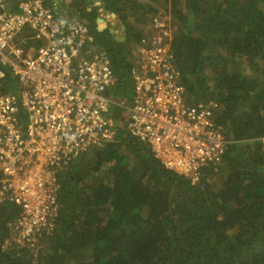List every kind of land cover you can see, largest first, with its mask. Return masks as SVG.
Listing matches in <instances>:
<instances>
[{
	"label": "trees",
	"instance_id": "1",
	"mask_svg": "<svg viewBox=\"0 0 264 264\" xmlns=\"http://www.w3.org/2000/svg\"><path fill=\"white\" fill-rule=\"evenodd\" d=\"M99 1L54 11L78 17L93 36L87 48L107 53L115 75L107 94L125 101L111 107L116 134L58 168V210L35 250L4 246L19 208L0 201V264H264V0ZM107 12L115 17L100 28ZM158 12L172 29L186 103H216L214 120L229 140L222 161L195 182L166 169L126 128L132 53ZM16 43L28 51L45 41L24 28ZM4 70L2 92L18 95L16 76Z\"/></svg>",
	"mask_w": 264,
	"mask_h": 264
},
{
	"label": "built area",
	"instance_id": "2",
	"mask_svg": "<svg viewBox=\"0 0 264 264\" xmlns=\"http://www.w3.org/2000/svg\"><path fill=\"white\" fill-rule=\"evenodd\" d=\"M48 1L16 0L17 10H11L0 0V201L19 208L4 246L31 250L58 210V168L112 140L117 127L111 107L125 105L107 94L115 75L106 52L87 48L93 41L87 25L59 16ZM101 16L106 22L115 14ZM148 27L152 35L132 53L126 128L166 169L195 182L203 167L222 161L229 140L214 120L216 103H186L168 17L155 13ZM24 28L45 44L33 52L22 49L16 38ZM5 67L18 80V95L2 92Z\"/></svg>",
	"mask_w": 264,
	"mask_h": 264
},
{
	"label": "crops",
	"instance_id": "3",
	"mask_svg": "<svg viewBox=\"0 0 264 264\" xmlns=\"http://www.w3.org/2000/svg\"><path fill=\"white\" fill-rule=\"evenodd\" d=\"M69 1L70 0H53V1H48V2H51V5H53V3L55 2V7H53V8H57L58 6H56V4L57 5H63V6H66V4H68L69 3ZM48 2H47V4H48ZM17 3V2H16ZM59 3V4H58ZM94 3L96 4V5H100V1L99 0H94ZM17 5V4H16ZM49 6H51L50 4H48ZM17 7V6H16ZM98 23H99V25H100V22L98 21ZM117 23H119V20L118 19H115L114 20V24H117ZM100 27V26H99ZM123 28V27H122Z\"/></svg>",
	"mask_w": 264,
	"mask_h": 264
},
{
	"label": "rangeland",
	"instance_id": "4",
	"mask_svg": "<svg viewBox=\"0 0 264 264\" xmlns=\"http://www.w3.org/2000/svg\"><path fill=\"white\" fill-rule=\"evenodd\" d=\"M100 18H103L102 16H100ZM112 18H110L109 17V19L108 18H106L105 20H107V22L109 21V20H111ZM100 27L101 28H104L106 25H107V23L106 22H104V21H102V22H100ZM36 48H32V50L30 51V52H33L34 50H35Z\"/></svg>",
	"mask_w": 264,
	"mask_h": 264
},
{
	"label": "water",
	"instance_id": "5",
	"mask_svg": "<svg viewBox=\"0 0 264 264\" xmlns=\"http://www.w3.org/2000/svg\"><path fill=\"white\" fill-rule=\"evenodd\" d=\"M98 21H99V22H102V21H103V18H99Z\"/></svg>",
	"mask_w": 264,
	"mask_h": 264
},
{
	"label": "bare ground",
	"instance_id": "6",
	"mask_svg": "<svg viewBox=\"0 0 264 264\" xmlns=\"http://www.w3.org/2000/svg\"><path fill=\"white\" fill-rule=\"evenodd\" d=\"M104 21V20H103Z\"/></svg>",
	"mask_w": 264,
	"mask_h": 264
}]
</instances>
